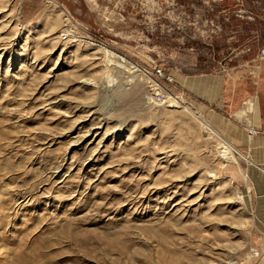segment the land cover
Returning a JSON list of instances; mask_svg holds the SVG:
<instances>
[{
    "label": "rangeland",
    "instance_id": "374dc122",
    "mask_svg": "<svg viewBox=\"0 0 264 264\" xmlns=\"http://www.w3.org/2000/svg\"><path fill=\"white\" fill-rule=\"evenodd\" d=\"M263 48L264 0H0V264H256Z\"/></svg>",
    "mask_w": 264,
    "mask_h": 264
},
{
    "label": "crops",
    "instance_id": "0c3cea01",
    "mask_svg": "<svg viewBox=\"0 0 264 264\" xmlns=\"http://www.w3.org/2000/svg\"><path fill=\"white\" fill-rule=\"evenodd\" d=\"M263 61V60H262ZM260 67H262L260 65ZM260 86V78H258V84L257 86ZM258 86V88H259ZM257 88V92H259ZM254 118V119H253ZM253 121H246V123H244L245 129L248 131L250 129H254L256 131V134L260 133V132H264V113L262 114L261 111L259 110L257 113V116H253L252 117ZM258 119V121H257ZM260 131V132H258ZM254 146V153H255V158L256 161L261 163L262 165H264V143L262 144H253ZM257 200V207L259 209V215L261 216L263 223L264 224V193L260 194L259 196L256 197ZM261 231H264L263 228ZM264 236V234H263ZM261 254L260 252H258L257 256L255 257L256 260V264H264V238L261 241ZM261 258V259H260Z\"/></svg>",
    "mask_w": 264,
    "mask_h": 264
},
{
    "label": "bare ground",
    "instance_id": "6f19581e",
    "mask_svg": "<svg viewBox=\"0 0 264 264\" xmlns=\"http://www.w3.org/2000/svg\"><path fill=\"white\" fill-rule=\"evenodd\" d=\"M104 53H105V56L109 59H112L115 57V54H113L112 52H109L108 50H104ZM117 59V58H116ZM120 60V59H119ZM122 61L125 62V60L122 58ZM111 63V62H110ZM127 67V66H126ZM125 67V68H126ZM124 69V68H123ZM138 70L136 68V66H131L130 67V70ZM140 71V70H139ZM134 73V72H133ZM150 80V79H149ZM155 83V82H154ZM155 86V85H154ZM159 91V90H158ZM172 105H179L181 106L182 108H184V110L186 109L187 110V107L185 106L184 102H181V101H178V100H173V104ZM193 114V113H192ZM196 116V115H195ZM206 126V129H208L209 131L211 130L209 128V125H205ZM218 134V133H217ZM223 142V141H222ZM224 143V142H223ZM222 156H225L224 158L225 159H234V157L237 155L239 157H241L242 159H244L245 161H247L248 163H251L249 158L242 155L239 151H237L236 149H234L233 147L229 146V145H222ZM260 170V169H259Z\"/></svg>",
    "mask_w": 264,
    "mask_h": 264
},
{
    "label": "built area",
    "instance_id": "2783aa9c",
    "mask_svg": "<svg viewBox=\"0 0 264 264\" xmlns=\"http://www.w3.org/2000/svg\"><path fill=\"white\" fill-rule=\"evenodd\" d=\"M258 59L260 61L264 60V48L260 50V52L258 54ZM156 72H157V74H161V71L160 70H157ZM249 134H251V135L252 134H256V132L254 130H250L249 131Z\"/></svg>",
    "mask_w": 264,
    "mask_h": 264
}]
</instances>
